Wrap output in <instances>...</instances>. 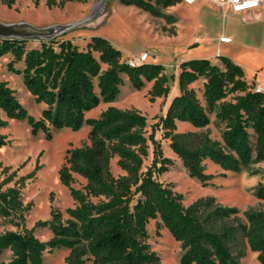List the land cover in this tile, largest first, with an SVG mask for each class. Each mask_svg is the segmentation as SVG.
Segmentation results:
<instances>
[{
	"label": "trees",
	"instance_id": "16d2710c",
	"mask_svg": "<svg viewBox=\"0 0 264 264\" xmlns=\"http://www.w3.org/2000/svg\"><path fill=\"white\" fill-rule=\"evenodd\" d=\"M66 1L88 0H62L59 4L47 0L46 5L61 7ZM15 2L0 0L8 7ZM121 2L161 17L159 8L175 6L182 0ZM7 55V69L22 75L28 92L47 108L41 119H35L19 102L15 90L0 80V112L7 117L4 119L0 113V128L7 127L8 120H26L34 134L43 131L51 139V129L67 127L77 131L87 124L90 144L69 150L59 171L61 183L69 188L76 203L67 209L68 217L64 219L61 212L53 211L51 220L39 221L32 229L0 233V257L7 250L12 254L8 263L1 264H46L44 253L60 248L70 251L65 264H162L147 242V226L154 219H160L180 243V264H240L231 249L238 235L258 254L259 264H264V210L245 211L243 222L239 209L222 205L214 196L184 205L182 194L157 179V174L169 170L172 160L163 156L155 130L147 135L148 119L144 114L137 109L109 106L98 118L85 117L102 102L108 104L117 99L123 74L136 90L152 82L151 101L167 97L170 77L161 64L147 62L130 67L122 52L101 36H92L84 49L71 39L42 41L39 47L28 48L26 40L0 38V58ZM219 59L221 65L205 58L180 62V92L155 124V129H161L169 140V147L189 177L204 186L215 178L206 172V160L232 172L253 162H264V95L254 92V84L246 81L240 65L227 56ZM18 63H22V69L16 67ZM199 80H204L205 106L192 87ZM230 95H234V100L227 101ZM214 112L225 124L222 142L204 132L177 130L178 122L205 128L210 123L209 114ZM252 134L256 137L254 146ZM7 143L6 136L0 135V148ZM150 143L154 146V159L144 170ZM115 158L123 172L119 176L111 170ZM9 170L4 167L0 172V216L22 218L28 206L22 201L20 186L6 187L17 176L16 171L8 174ZM36 171L18 182L24 183ZM75 175L86 180L82 189L72 186ZM255 196L264 201V185L257 188ZM38 227L48 228L52 237L40 240L34 234Z\"/></svg>",
	"mask_w": 264,
	"mask_h": 264
},
{
	"label": "rangeland",
	"instance_id": "374dc122",
	"mask_svg": "<svg viewBox=\"0 0 264 264\" xmlns=\"http://www.w3.org/2000/svg\"><path fill=\"white\" fill-rule=\"evenodd\" d=\"M46 1L16 0L12 7L0 3L1 27L6 29L22 23L41 29L54 26L66 27L52 39L27 40L28 48L39 47L42 41L71 39L80 49H84L92 36H101L121 50L124 60L148 51L150 58L147 62L161 64L164 72L170 77L169 95L151 101L149 93L152 82H147L142 90H136L132 87L128 76L123 74V84L117 99L108 104L102 102L98 107L87 112L86 118L100 117L109 106L137 109L144 114L148 119L147 135L155 130V138L160 143L163 156L172 160L169 170L157 174V179L175 192L182 194L184 205L188 206L201 197L214 196L222 205L239 209V217L243 222L246 221L245 211L264 210V201L255 196L257 188L264 185V162H253L239 172H232L225 171L210 160H206V172L214 174L215 178L209 185L204 186L197 179L189 177L181 160L169 147V140L163 137V131L155 129V124L166 113L170 98L180 92L178 86L180 62L196 58L206 59L207 57L203 56H210L218 49L227 55H237L242 52L247 40L253 46H263V26H255L254 35L249 37L246 30L251 27L243 17L246 14H227L224 17L221 9L211 0L193 2L182 0L175 6L159 8L161 17H156L136 6L125 5L121 0H88L86 3L66 1L61 7L56 5L52 8L46 5ZM61 1L56 0V3L59 4ZM224 35L226 37H221ZM249 47L252 48V46ZM9 59V55L0 58V80L6 81L15 90V96L30 115L37 120L41 119L42 112L47 106L35 101L26 89L22 75L7 69ZM219 65H221L220 62ZM16 67L22 69L23 65L18 63ZM245 68L247 78L261 83L264 87V56L250 57ZM254 68L260 71L253 72ZM203 83L204 80H199L192 87L205 106ZM96 91L98 92V89ZM233 97L234 95H230L226 100L232 101ZM0 113L4 119H7L4 113ZM209 118L210 123L205 128L196 129L189 123L178 122L177 130L204 132L213 140L222 142L225 124L216 118L215 112L210 113ZM8 123L7 127L0 128V135L6 136L8 141L0 148L2 165L0 172L4 167H10L8 174L16 171L17 176L6 187L20 186L22 201L28 208L23 212L22 218L0 216V233L24 228L32 229L39 221L51 220L53 211L61 212L66 219L67 209L75 207L76 203L69 188L61 183L59 171L65 164L69 150L90 144V126L84 124L77 131L67 127L51 129L52 138L47 139V134L43 131L34 134L26 120H8ZM255 138L252 134L253 146ZM153 159L154 146L150 143L144 170L152 165ZM37 167L39 169L36 171ZM111 170L115 176L123 174L117 166V158L112 160ZM34 171H36L34 176L24 183L18 182L20 178ZM3 178L5 177L2 176ZM85 185L86 180L75 175L72 186L82 189ZM147 231L149 235L147 242L159 255L162 264H180L182 254L180 243L161 224L160 219L151 220ZM34 234L42 241L52 237L48 228H35ZM231 249L239 258L240 264H259L258 254L250 250L242 235H238L231 244ZM69 252L66 248L55 249L52 252L47 250L44 253V262L65 264ZM11 259L12 254L7 250L0 257V264L8 263ZM85 264L94 263L87 261Z\"/></svg>",
	"mask_w": 264,
	"mask_h": 264
},
{
	"label": "crops",
	"instance_id": "0c3cea01",
	"mask_svg": "<svg viewBox=\"0 0 264 264\" xmlns=\"http://www.w3.org/2000/svg\"><path fill=\"white\" fill-rule=\"evenodd\" d=\"M227 14H234V13L228 12ZM244 14H246V15L243 16L244 19L246 20V23L251 27V29L246 30L247 35L249 37H250V35H252V36L254 35V31L256 30L255 26L261 25V26L264 27V10L253 9V10H249L247 12H244ZM221 37H226V36L224 35V36H221ZM226 40L228 41V39H226ZM262 41H263L262 43H264V37H263ZM249 43H250V41L247 40L246 44L243 45L244 47L241 50L242 52L237 54V55H227L225 52H223V51L218 49L214 54H211L210 56L209 55L208 56H203V57H207V58H209V60L212 61V63L219 65V62H220L219 56H227V57L231 58L236 64L240 65L243 68L244 74H245V79H246V81L248 83H250V84H260L262 86L261 83H259L257 81H254V80H250V79L247 78L245 64L247 63V61L249 60L250 57H255V56H258V55L264 56V44H263V46H259L258 47L256 45L253 46L252 43H250V44ZM249 46H252V48H250ZM194 57H196V56H194ZM257 69L258 68H254L253 72H255V71L259 72L260 71V70H257ZM256 77H257V74H256ZM171 100H172V98H170L169 103L171 102ZM169 103H168V105H169ZM168 105H167V107H168Z\"/></svg>",
	"mask_w": 264,
	"mask_h": 264
},
{
	"label": "built area",
	"instance_id": "2783aa9c",
	"mask_svg": "<svg viewBox=\"0 0 264 264\" xmlns=\"http://www.w3.org/2000/svg\"><path fill=\"white\" fill-rule=\"evenodd\" d=\"M213 4L219 7L223 16H227L228 12L240 14L253 9L264 8V0H211ZM150 53L145 51L135 57H127L124 61L130 67H138L147 63ZM253 90L256 93L264 95V88L260 84H254Z\"/></svg>",
	"mask_w": 264,
	"mask_h": 264
},
{
	"label": "water",
	"instance_id": "95a60500",
	"mask_svg": "<svg viewBox=\"0 0 264 264\" xmlns=\"http://www.w3.org/2000/svg\"><path fill=\"white\" fill-rule=\"evenodd\" d=\"M193 2L195 0H187ZM66 27L54 26L50 28H36L27 24L12 25L8 28L1 27L0 25V38L1 39H20V40H31V39H52L59 32L65 30Z\"/></svg>",
	"mask_w": 264,
	"mask_h": 264
}]
</instances>
